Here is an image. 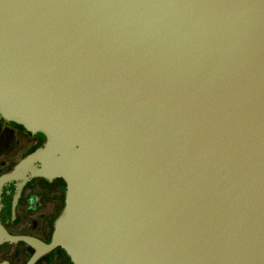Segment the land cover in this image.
<instances>
[{"label":"water","instance_id":"water-1","mask_svg":"<svg viewBox=\"0 0 264 264\" xmlns=\"http://www.w3.org/2000/svg\"><path fill=\"white\" fill-rule=\"evenodd\" d=\"M0 115L46 136L0 193L67 184L27 264H264V0H0Z\"/></svg>","mask_w":264,"mask_h":264},{"label":"flooded vegetation","instance_id":"flooded-vegetation-1","mask_svg":"<svg viewBox=\"0 0 264 264\" xmlns=\"http://www.w3.org/2000/svg\"><path fill=\"white\" fill-rule=\"evenodd\" d=\"M45 141V134L33 133L22 124L0 115V176ZM8 157L12 158L7 161ZM66 192L67 184L62 177L25 170L2 187L0 222L12 234L29 235L49 243L56 219L64 209ZM36 250L37 247L25 239L3 241L0 243V261L27 264ZM34 264L74 263L66 250L58 246L39 256Z\"/></svg>","mask_w":264,"mask_h":264},{"label":"rangeland","instance_id":"rangeland-1","mask_svg":"<svg viewBox=\"0 0 264 264\" xmlns=\"http://www.w3.org/2000/svg\"><path fill=\"white\" fill-rule=\"evenodd\" d=\"M10 153H11V152H10ZM12 154H13V153H12ZM10 158H12V157H10ZM10 158L8 157V158H7V161L10 160ZM7 163H8V162H7Z\"/></svg>","mask_w":264,"mask_h":264}]
</instances>
